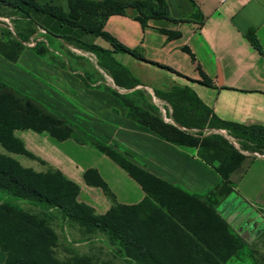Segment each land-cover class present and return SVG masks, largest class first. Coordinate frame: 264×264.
Listing matches in <instances>:
<instances>
[{"label":"trees","instance_id":"trees-1","mask_svg":"<svg viewBox=\"0 0 264 264\" xmlns=\"http://www.w3.org/2000/svg\"><path fill=\"white\" fill-rule=\"evenodd\" d=\"M66 3L67 12L51 0H0V6L18 12L50 37L82 47H88L85 44L88 35L101 38L108 43L112 54H125L142 62L145 61L136 50L123 46L104 31L106 19L112 15H125L128 9L136 12L135 19L142 27L149 19L167 18L164 0L131 3L66 0ZM4 34L7 36L5 40L2 38ZM3 36L0 38V56L14 64L25 50V41L11 38L8 31H4ZM247 38L260 51L253 33L247 34ZM31 50L47 60L48 51L44 44L37 43ZM50 63L65 69L63 65ZM134 86L136 84L130 88ZM110 92L127 109L129 118L169 143L194 148L198 158L219 175L220 185L210 191L205 200H199L152 176L111 147L0 82V148L4 151L0 153V191L35 205L55 208L69 222L84 230L108 235L117 241L128 257L140 264L225 262L241 249L243 242L231 233L228 224L216 213L215 206L218 198L230 194L229 175L243 161V156L229 146L220 149L219 138L215 136L198 140L164 123L151 108L138 107L135 101L129 99V94ZM180 93L188 96L205 116L221 128L233 134L240 133L238 137L264 145L263 127L221 122L188 88H182ZM167 101L172 105L175 122L182 124L175 117L177 107H182V102ZM20 130L45 134L58 141L73 139L79 144L94 147L121 167L141 187L145 193L143 201L136 206L115 204L113 195L96 171L88 170L84 174L85 184L101 189L112 202L104 215H96L92 208L77 201L78 187L66 180L60 172L48 169L37 173L22 167L11 157L21 155L34 159L14 136V132ZM56 248L57 236L41 216L7 203L0 204V251L5 255L2 264H95L88 257L59 261L54 256Z\"/></svg>","mask_w":264,"mask_h":264},{"label":"crops","instance_id":"crops-1","mask_svg":"<svg viewBox=\"0 0 264 264\" xmlns=\"http://www.w3.org/2000/svg\"><path fill=\"white\" fill-rule=\"evenodd\" d=\"M164 1L167 18L149 19L142 27L135 19L136 12L128 9L125 15L109 16L104 31L136 50L145 61L140 62L165 73L178 87L188 88L217 120L264 128V0H229L223 4L217 0ZM249 33L255 36L260 51L250 44ZM21 61L22 68L31 71L32 76H28L35 90L49 92L50 104L66 121L152 176L199 200H205L220 185L219 175L198 158L194 148L169 143L129 118L127 109L110 91L86 87L69 70L47 64L29 51L20 55L17 62ZM17 132L24 137H17ZM14 136L34 157L29 159L42 163L45 169L24 168L37 173L57 170L78 187L77 201L96 215H104L112 202L101 189L85 184L88 170L96 171L117 205L136 206L145 197L121 167L88 144L73 139L58 141L30 130L15 131ZM229 182V195L239 198L264 223V156L244 158L229 175ZM224 198H218L217 214ZM263 234L264 230L258 239ZM4 261L5 257L0 258V264Z\"/></svg>","mask_w":264,"mask_h":264},{"label":"rangeland","instance_id":"rangeland-1","mask_svg":"<svg viewBox=\"0 0 264 264\" xmlns=\"http://www.w3.org/2000/svg\"><path fill=\"white\" fill-rule=\"evenodd\" d=\"M68 11L66 0H51ZM10 32L11 38H20L25 42L24 52H32L31 48L42 43L47 48V64L54 62L63 65L89 87L114 91L120 95H128L140 108H151L160 119L173 125L182 132L202 140L206 137L219 138L220 149L229 146L243 158L264 156V145L238 137L212 122L209 117L188 96L179 94L182 88L175 85L165 73L149 67L125 54H112L111 48L101 38L87 36L88 47L67 44L59 39L45 34L32 22L23 18L18 12L0 6V38L3 32ZM4 40L7 36L4 34ZM89 45L95 46L90 48ZM26 54V53H25ZM34 54V53H33ZM51 64V63H50ZM22 61L13 65L0 56V82L38 103L44 109L59 115L49 100V92L35 90L36 85L29 79L31 71L22 68ZM29 72V73H28ZM32 76V75H31ZM31 78V77H30ZM136 84L133 88H130ZM130 88V89H129ZM169 101H181L182 107H177L175 117L182 124H177L173 116V108ZM184 108V109H182ZM64 119V118H63ZM80 130V129H79ZM81 131V130H80ZM17 137H24L17 132ZM0 153L4 151L0 148ZM23 167L42 169V163L30 160L21 155L12 156ZM45 169V168H43ZM220 199V198H219ZM7 203L23 211L41 216L57 236V248L54 256L59 261H71L78 257H88L95 264H140L128 257L117 241L106 234L96 231L88 232L75 223L69 222L55 208L35 205L19 200L0 191V204ZM217 212L224 218L222 206H217ZM254 229L250 230V241L233 256L221 264H264V234L260 239L253 237ZM232 233V231H231ZM0 251V258L4 259Z\"/></svg>","mask_w":264,"mask_h":264},{"label":"water","instance_id":"water-1","mask_svg":"<svg viewBox=\"0 0 264 264\" xmlns=\"http://www.w3.org/2000/svg\"><path fill=\"white\" fill-rule=\"evenodd\" d=\"M219 205L222 206L225 214L223 219L235 229L243 240L250 241L251 229H254V238L264 230V223L258 218V215L234 195H227Z\"/></svg>","mask_w":264,"mask_h":264},{"label":"built area","instance_id":"built-area-1","mask_svg":"<svg viewBox=\"0 0 264 264\" xmlns=\"http://www.w3.org/2000/svg\"><path fill=\"white\" fill-rule=\"evenodd\" d=\"M227 1H229V0H217V2H218L219 4H223V3L227 2Z\"/></svg>","mask_w":264,"mask_h":264}]
</instances>
